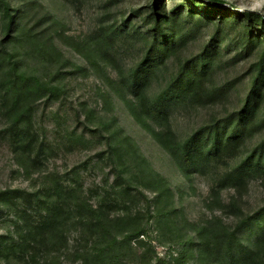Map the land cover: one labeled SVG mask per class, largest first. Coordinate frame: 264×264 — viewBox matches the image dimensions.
Returning a JSON list of instances; mask_svg holds the SVG:
<instances>
[{
    "label": "rangeland",
    "instance_id": "obj_1",
    "mask_svg": "<svg viewBox=\"0 0 264 264\" xmlns=\"http://www.w3.org/2000/svg\"><path fill=\"white\" fill-rule=\"evenodd\" d=\"M166 7L187 4L186 9L205 14L199 3L191 0H165ZM219 1V0H218ZM225 7L242 12L256 11L264 15V0H220ZM152 0H15L21 7L29 26L46 29L44 36H51L66 63L62 61L47 65L36 53L30 52L25 39L12 41L21 60L22 70L37 74L44 79L60 81V96L52 101H38L34 105L36 129L46 141V153L42 165L34 168L20 159L13 143L1 130L6 121L0 109V193L13 189L29 191L47 189L58 182L70 186L85 200L96 205L99 201L118 200L112 218L126 214L145 228V237L123 242L116 235L117 244L112 251L103 254L101 264H163L171 254L189 248L196 254L198 239L193 223H202L217 215L229 226L238 219L230 213L210 204V192L223 173L234 165L235 159L215 161L205 169V174H194L191 180L184 178L170 154L132 116L115 88H121V73L136 67L150 45L151 24L146 18ZM212 14H214L212 12ZM222 12L214 19L204 21L190 42L173 55L168 64L155 77L152 92H158L163 79L174 72L175 62L188 55L201 52L208 39L219 34L217 41L221 50L214 59V83L225 87L226 95L214 103L197 105L191 102L174 103L170 107L172 127L180 140L213 120L225 117L239 108L245 100L253 78L262 69L264 78V24L248 22L241 15L234 23L218 22ZM206 15V14H205ZM199 16V15H197ZM24 18L21 22H24ZM248 26L255 27V44L250 48L240 45L241 35ZM106 38L111 61H104L97 47ZM1 36V29H0ZM232 49H241L242 59L227 57L224 43ZM100 45V46H101ZM243 48V49H242ZM87 55H93L99 68L94 69ZM58 79V80H57ZM109 101V103H107ZM257 116L264 117V84L258 98ZM128 137L130 140L125 141ZM264 137V123L247 138L241 155L251 152ZM167 181L172 197L164 210L174 209L173 220L166 221L167 228L161 232L156 223L157 193L151 186L154 174ZM123 178L129 182V191ZM121 183V187L119 185ZM166 194V193H165ZM224 201L232 196L240 199L243 211L252 214L264 207V178L256 176L249 180L241 196L234 189L221 192ZM166 198V197H165ZM168 198V197H167ZM15 207L0 203V234L15 231ZM125 216V215H124ZM120 232V231H118ZM12 236H15L13 234ZM67 245L56 249L47 258L50 264H90L87 251L103 247L102 241L91 240L73 227L66 232ZM0 264H24L18 256L4 259ZM186 264H198L196 257Z\"/></svg>",
    "mask_w": 264,
    "mask_h": 264
},
{
    "label": "trees",
    "instance_id": "obj_2",
    "mask_svg": "<svg viewBox=\"0 0 264 264\" xmlns=\"http://www.w3.org/2000/svg\"><path fill=\"white\" fill-rule=\"evenodd\" d=\"M14 1L0 0V109L6 121L1 131L11 138L20 159L39 168L47 144L36 129L34 105L38 101L57 99L62 86L60 81L54 82L22 70L16 48L10 44L25 39L30 52L36 53L47 65L62 61L60 66H63L67 60L53 37L44 36L45 28H38L37 24L29 26L24 18L26 14L21 7L14 5ZM191 1L207 10L206 15L188 9L184 12L187 7L184 3L168 9L165 0H152L146 15L151 24L150 45L138 65L130 68L127 74L119 68L122 87L114 89L135 120L170 154L179 171L189 181L196 173L205 174V169L215 161L236 160L212 186L211 201L207 206L212 211L214 207L230 211L238 219L236 225L229 226L217 215L202 223H193V231L198 239L195 256L189 248H185L171 254L163 264H186L193 257H196L198 264H264V207L246 214L239 197L232 196L229 201H224L221 194L225 189H234L241 196L250 179L256 176L264 178V137L251 152L243 156L240 154L247 138L264 123V117L256 115L261 86L264 84L262 69L253 78L244 103L239 108L211 121L185 140H180L172 127L170 107L181 102L206 105L226 95L225 87L216 85L213 79L214 59L222 49V43L217 41L219 34L211 36L198 54L178 59L173 66L174 72L163 79L162 88L156 93L152 92L153 82L162 67L190 42L195 30L204 21L214 19L216 13L222 12L223 16L218 19L221 24L234 23L236 17L241 15L249 23L260 21L264 24V15L249 10L239 12L235 8L225 7L220 0ZM229 14L236 17L227 16ZM22 18L24 22H21ZM253 29L255 27L248 26L241 35L240 45L244 49H251L255 44ZM106 38L109 36L103 35L96 51L102 60L111 61V56L102 46L107 45ZM224 46L225 54L229 57L232 49L225 43ZM241 52V49H236L230 59H242ZM87 58L91 67L99 68L93 55H87ZM124 139L130 140L128 137ZM123 180L126 183V186H122L123 190L129 191L128 180ZM119 185L121 187V183ZM147 188L157 193L155 217L157 228L163 232L167 229L166 221L174 222V209L164 210L173 195L172 190L157 173ZM0 203L8 208H16L13 209L15 231L0 234V259L5 254L4 259L17 255L24 264H50L47 258L56 249L67 245L66 232L73 227L91 240L97 238L102 241L101 249L87 251L86 254L90 264H101L103 254L116 246L118 233L124 237L125 243L146 234L138 217L137 220L126 214L111 217L118 200H103L94 205L79 195L76 189L59 182L47 189L29 191L17 188L1 192Z\"/></svg>",
    "mask_w": 264,
    "mask_h": 264
}]
</instances>
